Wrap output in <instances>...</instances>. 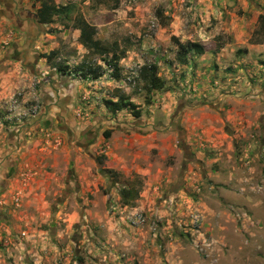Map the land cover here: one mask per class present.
<instances>
[{
	"label": "rangeland",
	"instance_id": "1",
	"mask_svg": "<svg viewBox=\"0 0 264 264\" xmlns=\"http://www.w3.org/2000/svg\"><path fill=\"white\" fill-rule=\"evenodd\" d=\"M55 1L60 5L72 2L75 9L71 19L63 15L56 16L54 22L44 28L41 37L39 35L36 39L38 57L45 58L48 65L43 60L44 64H40L31 72L16 60H6L5 57L15 55L14 51L10 52L11 41L15 38L9 35L11 31L8 26L0 29V90L6 96L4 100L7 95H14L7 104H0V122L4 124L3 140L8 141L7 138L13 131L20 133L18 130L21 125L42 116L46 97L50 93H53L59 105L68 107L66 100L69 89L71 85H77L72 101L74 103L72 107H68L72 112L69 125L73 127V131L70 134L74 139H82L85 133L90 134L95 145L88 151L89 146H85L81 141L83 146L79 145L77 148L79 156L82 157L78 163L85 165L83 170L77 168L76 163L71 168L70 157L67 158L63 173L67 174L72 170L68 180L74 184L78 183L80 190L83 182L85 187L90 186L91 189L85 193L79 191L77 195L73 193L70 201L78 202L77 197L82 195L88 200H98L103 212L113 215L114 220L121 215H128L130 226L125 227H132L126 239H115L110 235L113 231V219L108 223L109 217H106L107 225L104 223L102 226V234L96 229L97 239L94 240L92 234L87 231L88 226L82 213L83 205L78 206L76 203V209L70 202L64 211L71 212L76 209L79 213L73 217L70 231L63 234L61 243L65 246L70 244L71 248L60 264H264V218L261 227L253 215L246 211L251 210L254 201L247 207L249 202L248 199L245 200L247 196L255 197L257 194L264 199V180L262 187H259L260 191L254 188L260 179H264V154L259 156L255 170L239 169L238 177L241 178L243 187H233L230 178L232 167L234 164L242 165L244 161L235 157V150L232 149L234 145L226 130L230 121L226 119L220 125L221 131L214 135V138L223 139L222 154L214 150L222 156V160L213 164L220 173L219 177H216L219 182L215 185H212L213 180L203 183L199 166L194 168L197 174L189 178V157L186 155L185 141L187 129L183 124L185 119L187 122L197 120L205 113L197 110L196 104H199L200 100H197L196 96L193 99L187 97L198 91L194 85L201 81L202 77L199 76L198 68L205 71H217L221 68V64L216 62L218 48L233 43L227 26L231 27L233 18L239 17L234 24L241 33L240 29H245L241 23L242 19L257 3L262 5L263 1L237 0L236 5L225 7V13L222 15L213 12L212 5H215L217 0H147L137 4L129 3L128 0ZM37 5V0L30 4L33 9H36ZM226 10L235 11L236 15L233 17ZM79 16L89 18L90 22L97 26L96 37L102 43H119L116 50L122 57V80L112 76V67L108 65L111 54L98 53L80 43L78 33L72 26ZM153 20L158 23L154 29L150 28ZM173 21L177 23L171 25ZM186 21H192L207 31L219 29L211 32L206 41L209 50L214 53L210 60L208 57L191 54L188 55L187 64L179 63V47L173 37L187 42L184 32H181ZM21 39L26 42L28 37L22 33ZM52 50L57 53L50 55ZM245 51L246 45L242 44L233 57L235 62ZM84 61L91 68L100 66L99 78L92 79L82 74L80 66ZM231 63L233 62L223 65V79H227L232 72ZM150 64L157 65L158 75L166 83L163 88L149 92L139 71L143 65ZM19 65L25 75L23 72L20 75L17 70ZM47 66L50 69H47ZM53 66L56 69L53 70ZM61 67L66 68V71L61 70ZM46 69L49 73H46ZM55 72L60 76L52 77ZM45 73L47 77L40 78L39 75ZM25 76L29 79L25 82L19 81L20 77ZM63 87L65 89L61 92ZM120 87L127 91L124 93L137 107L113 112L106 106L107 100L118 98L122 92ZM50 103L51 101L47 102ZM226 106L233 108L232 103H227ZM220 107L221 104H214L212 101L207 106L206 113H215L213 109ZM133 109L140 110L142 115L137 117ZM53 124V136L44 128V133H40L41 137L53 139L56 135L57 142V135L68 139V132L61 133L55 115ZM64 124L65 122L61 126ZM173 124L178 125L177 139L174 140L176 152L163 153L161 148L151 147L149 132H162ZM105 131H110V136H105ZM117 131L119 132L113 141V132ZM33 134L31 129L27 130V136ZM121 137L124 140L120 141ZM118 141L119 148H115V154L111 156L108 150ZM111 142L114 143L111 145ZM60 145V149L69 148L65 139ZM111 163H119L120 168L110 166ZM81 174L86 176L78 178L77 182L75 175ZM125 185L131 187L135 197L130 201L131 207H142L117 212L121 209H115L116 203L113 199ZM233 193H241L240 196L236 194L237 201L242 205L246 203L241 206V210L240 205L235 207L232 204L234 201L230 200ZM83 199L80 198V201ZM139 215L144 221L137 220ZM66 225L64 222L62 227L67 229ZM72 237H77L78 241L72 242ZM1 243L3 244V241ZM92 245L98 246L99 249H94ZM5 258L7 264H16L18 259L13 254H7Z\"/></svg>",
	"mask_w": 264,
	"mask_h": 264
},
{
	"label": "crops",
	"instance_id": "2",
	"mask_svg": "<svg viewBox=\"0 0 264 264\" xmlns=\"http://www.w3.org/2000/svg\"><path fill=\"white\" fill-rule=\"evenodd\" d=\"M34 1L0 0V29L8 26L11 31L9 35L15 38L14 41H11L12 45L10 48V52L14 51L15 55L5 58L6 60H16V62L21 63L22 66H26L31 72H34L40 64H44L43 60H45L46 64L45 58L38 57V51H36L38 41L36 39L39 35L41 37L44 28L49 24L40 22L37 11L41 7V0H37L38 5L36 9L30 6ZM262 1V5L257 3L245 15V18L242 19L241 23L245 26V29H240L241 33L238 32L236 24H234L235 20L239 19V17L233 18V25L231 27L227 26L233 43L219 46L218 48L216 62L221 64V68L217 71L210 69H206L207 71H205L198 68L199 76H202L200 78L201 81L199 80L198 83L194 84L195 89H198V91L197 93L187 95V97L193 99L196 96L197 100H200V103L196 104L197 110H202L205 113L200 119L190 120L189 122L185 119L183 121L187 129L185 141L187 146L186 155L189 157V178L197 174L194 168L195 166H199L200 175L204 180L203 183L213 180L212 185H215L219 182V179L216 177H219L220 173L213 164L218 163L220 159L222 160L220 154H222L221 144L223 141L221 140L223 139L220 137L214 138V135H217L219 130L221 131L220 125L226 119L230 121V125L226 126V130L228 131V138H231V143L234 145L232 146L236 154L234 156L236 158L240 157V160L244 161V164L238 166L234 164L232 167L233 170L230 172V178L233 187L236 186L238 189L239 187H243L241 178L238 177L239 169L248 168L255 170V164L258 162L259 156H261V153L264 154V39L254 42L250 41L255 30L259 28V16L264 14V0ZM216 2L215 5H212V8L213 12L217 13V15L225 13V7L228 5L237 4V0H217ZM61 4H69L70 7L67 12L72 16L75 9L72 2ZM226 12L230 13L233 17L236 15L235 11L226 10ZM85 18L90 22L89 18ZM180 20H182L181 17ZM248 20L249 22H247ZM172 23L171 25H174L177 22L173 21ZM182 27L183 31L181 32H184V38H187L186 41L200 42L207 49L203 54L194 52L192 54L208 57L210 60L214 53L209 50L206 41L211 32H216L219 29L213 28L207 31V29L200 28L192 21L189 23L186 21ZM76 31L78 36H80V29H76ZM22 33L28 37L26 42L21 39ZM255 37L257 38V35ZM242 44L246 45V51L242 57L236 58L235 62L233 57ZM230 61L233 62L231 63L233 70L227 79H223L222 77L225 74L222 69L223 65L228 64ZM47 67V69H50L49 66ZM52 68L53 70L56 69L55 66ZM47 69L45 71L49 73ZM17 70L20 72V75L22 72L25 75L20 65L17 67ZM46 73L45 75H39L40 78L46 76ZM55 73H51L55 74L52 77L60 76L59 73ZM61 76L63 75L61 74ZM26 79H29V77H20L19 81L25 82ZM76 86L75 84L71 85V89H69L70 93L68 94V100H66L68 107H72L74 103L72 101H74ZM54 87L56 88V86ZM223 88L227 89L224 90ZM64 89L63 87L61 92ZM120 89L122 88L120 87ZM121 91L119 95H126L127 91H123V89ZM13 96V94L7 95V99L4 100L6 96L0 90V104H7ZM46 100L47 102L51 101V103H44V114L36 117L32 122L21 125L19 127L20 130H18V133H20L16 134L13 131L10 137L7 138L8 141L3 140L2 127L4 124L0 122V264H7L5 258L7 254L8 256L13 254L18 257L16 264L62 263L67 254L66 252L71 248L70 244L65 246L61 243L64 237L63 234L65 231L67 233L70 231L73 224L71 221L75 214L78 215L79 212L76 209L80 204L83 205L82 213L88 226L87 231L92 234L91 236L94 240L97 239L96 229L98 228V233L102 234V226H104V223L107 225V221L105 222L106 217H109L108 223L113 219V222H111L113 231L110 232V235L112 234V237L115 239H120L121 237L126 239L132 228L129 227L130 229H127L130 226L128 215H121L114 220L115 217L113 215H106L105 211L103 212L101 209L102 205L98 200H88L82 195L80 198H84L83 201H80L78 197V202L70 201L73 193H75L74 195H77L79 191L85 193L90 189V186L85 187L83 182L80 190L78 183L74 184L68 180L72 170L67 174L63 173L67 158L69 159L70 157L71 168L76 163V167L83 170L85 165L78 163L82 157L79 156L77 148L83 142L85 146H89V151L95 144L92 142L90 134L87 133L84 134L82 139H74L70 134L73 131V127L69 125V117L72 116L70 109L68 107L65 108L62 104L59 105L53 93L47 95ZM212 101L214 104H221L222 107L213 109L215 113H206L208 112L206 108ZM227 103H232L233 108H228L226 106ZM54 115L56 116V121H60L61 125L65 122L64 126H60L59 123L58 125L61 133L64 131L68 132V139L62 135H57L59 136L57 142L56 135L53 139L41 137L40 133H44L42 132L44 128L48 130L49 135L53 136L55 132L53 129ZM72 125L74 126V124ZM228 127L230 128L228 129ZM29 129L34 133L31 136H27V130ZM176 131H178V125L173 124L167 130H162V132H149L148 136L152 140L150 146L161 148L163 153L167 151L169 154H174L176 152L174 142L177 139ZM118 132H113V141ZM64 139L65 143H69V148L63 147L60 149V143ZM122 140L124 139L121 137L120 141ZM120 141L115 142V144H113L114 142L110 143L114 145V147L110 146L108 150L111 156L115 154V148H119ZM214 150H218L220 154L219 152H214ZM60 152L63 154L61 155ZM235 157L234 159H236ZM111 164L110 166L120 168L119 163ZM75 176H77L76 181L79 182V179L85 178L86 175ZM263 180L260 179L257 182V185L254 187L256 190L262 187L261 185L263 184L261 183ZM88 184L90 183L88 182ZM236 194L238 196L241 195V193H235L231 196L230 200L234 201L232 202L233 206L240 205L239 210H241V206H244L246 203L244 205L240 204L237 201ZM259 195L257 194L255 197L247 196L245 198L249 202L246 204L247 207L251 206L254 201L251 210L247 209L246 211L250 215H253L256 223L261 224V227H263L261 222L263 221L262 218H264V199L260 198ZM113 201L116 203L114 205L115 209H121V211L117 212H124L128 208L142 207L141 205L131 207L130 204L123 203L120 192L117 196L115 195ZM70 202L72 207L76 206V209H73L71 212H65L64 209ZM258 205L261 207H257ZM96 218L101 221H98ZM64 222L67 223V229L62 227ZM18 233H22V235L18 236ZM73 240L78 241L77 237H72L71 241L73 242ZM81 240L82 238L79 241ZM2 241L3 244L1 243ZM106 243H104L105 247H107ZM92 246L94 249H99L98 246ZM58 261L60 262L58 263Z\"/></svg>",
	"mask_w": 264,
	"mask_h": 264
},
{
	"label": "trees",
	"instance_id": "3",
	"mask_svg": "<svg viewBox=\"0 0 264 264\" xmlns=\"http://www.w3.org/2000/svg\"><path fill=\"white\" fill-rule=\"evenodd\" d=\"M69 4H57L55 0H41V7L38 9L37 14L39 16V20L42 23H52L55 20L56 16L63 15L67 19H71L67 10L69 9ZM74 29H80L81 33L79 36V41L86 48H92L94 51L102 54H111L108 60V65L112 67V76L116 79L122 78V67L120 65L121 54L117 52L116 49L119 47L118 42H113L111 45H105L101 42L100 39L96 37L98 33V28L96 25L89 22L83 16H79L73 22ZM257 35V38L255 37ZM178 44L179 51L177 56L179 58V63L187 64L188 63V55L194 53L203 54L206 52V47L197 41H187L182 42L173 37ZM264 39V14L259 16V28L255 30L253 36L250 38L251 42L260 41ZM223 46V45H221ZM112 52V53H111ZM56 50H52L50 55L56 54ZM99 68V70H98ZM98 68H91L89 65L82 63L80 66V70L85 77L97 79L100 77V66ZM61 70L64 72L66 68L61 67ZM139 75L142 79L145 80V84L147 86L148 91H152L154 89H160L165 86L166 81L158 75V67L156 64L143 65L139 71ZM131 99L124 94L118 96L116 100L110 99L106 101V106L109 107L113 112H117L118 110H122L123 108H135L137 104L130 101ZM134 114L137 117L142 115L140 110H134ZM110 131H105V136H110ZM131 187L125 185L123 189H121V199L123 203L130 204V201L134 197L132 193Z\"/></svg>",
	"mask_w": 264,
	"mask_h": 264
},
{
	"label": "built area",
	"instance_id": "4",
	"mask_svg": "<svg viewBox=\"0 0 264 264\" xmlns=\"http://www.w3.org/2000/svg\"><path fill=\"white\" fill-rule=\"evenodd\" d=\"M145 1H147V0H128V2H129V3H132V4H137V3L145 2ZM157 25H158V23L156 22V20H153V21L151 22V26H150V28L154 29V28L157 27ZM137 220H138V221H144V219L142 218L141 215L138 216Z\"/></svg>",
	"mask_w": 264,
	"mask_h": 264
},
{
	"label": "flooded vegetation",
	"instance_id": "5",
	"mask_svg": "<svg viewBox=\"0 0 264 264\" xmlns=\"http://www.w3.org/2000/svg\"><path fill=\"white\" fill-rule=\"evenodd\" d=\"M58 123L60 124V126H61V123H60V121H58Z\"/></svg>",
	"mask_w": 264,
	"mask_h": 264
}]
</instances>
